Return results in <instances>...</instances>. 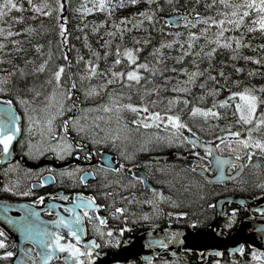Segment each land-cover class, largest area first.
Wrapping results in <instances>:
<instances>
[{"label": "snow or ice", "instance_id": "snow-or-ice-1", "mask_svg": "<svg viewBox=\"0 0 264 264\" xmlns=\"http://www.w3.org/2000/svg\"><path fill=\"white\" fill-rule=\"evenodd\" d=\"M130 4H137L139 0H128ZM148 5L143 10L135 13V16L138 17L133 23V28H143V21L147 20L150 22L151 27H155L157 23L167 26H174L177 23L183 24L188 28L194 27L196 23H203L206 27L200 28L199 32L188 31L187 32V50L183 48V44L179 40H172L163 42L160 44L159 48L153 49V55L155 63H151L148 60L141 61L139 59V48L125 47L123 50L119 46L116 47L114 53V59L111 62V66L108 68H100L99 60L100 53L92 52L91 56L95 57V62L91 59L85 60L83 56L77 55L76 61L83 62L84 72L79 73L80 80L101 78L102 83L99 84H90L89 87L83 89L85 97H91L94 95H99L101 92H107V103H101L98 106L93 108H84L83 112L87 113L93 110H101L103 112H112L116 111L119 119H123V116L120 115L122 110L131 111L135 118L130 121V125H136L137 131L139 127L142 126L145 129L148 128H163L166 136L160 135L159 133H153L157 142H164L167 144H188L193 148L202 147L204 149V156L201 157L199 152H193L192 155L200 157L201 160L207 158L208 156L213 155L215 149L221 147V144L226 143L229 150L235 155L234 160H230L219 155L215 156L213 160H209L208 164L201 163L199 165L200 169L207 171L209 170V165L214 164L217 170L219 178L224 176V165H231L232 167H240L241 161V152L244 153V158L246 160H251L254 152L255 154H264V138H257L253 135L254 132H260L261 129H264V84L259 86L245 85L242 89L233 91L228 88L229 81L225 76L223 71H220L218 75L223 78L224 82L220 87H213L207 91V95H210L214 98L213 104L209 107H198L193 105L190 111L187 113V116L195 120L197 117L203 118L206 122L210 118L216 120L221 119L222 117H227L232 115L235 117L233 121L227 123V128L231 129L233 123L241 125L238 130L235 131H224L221 129L222 134L225 137L224 141H220L216 145L211 144H202L196 132L193 131V128L189 126L185 119H182L181 113L171 112L170 110L178 105L181 101L183 105H188L189 101L186 97L173 96L167 101V108L169 111H160V110H150V108L157 105L158 100L156 97H159L160 85H154L150 87L142 86L141 82L143 81L144 85L153 84V77L159 74L160 69L158 65L161 63L160 57L163 53L160 49L164 47H173L174 44H181L180 51L183 53L176 57L177 61L184 60V57L188 54H191L194 57L203 56L209 61L216 53L218 47H223L232 51V58L237 57V50L242 47H253L250 41L245 40L247 33H254L259 31L261 35H264V0H207L205 7L208 9H214V12L201 16L199 12H185L183 15L179 14V9L173 4V0H164L163 3L157 2V0H144ZM28 7L33 13L49 16L54 12L57 13V20H66V17L59 16V12L63 10V6L60 0H55V5L49 2V0H39L38 3H34L33 0H27ZM164 4H168L172 7V11L177 13L176 17L168 18L165 17L161 20L158 16V12L162 10ZM116 5L111 3V0H98L97 3H93V7H81L80 11L88 13L96 10L106 11L109 16H111V9ZM120 7H124L123 0L120 2ZM11 10H17L23 12L25 10L24 5L17 3L16 0H0V63L11 64L12 61L9 58H6L2 55L3 52H19L22 51L21 48L13 47L11 49L6 47L8 43L7 38L11 36H20L21 33H26L31 35L34 31L33 27L28 25L25 26L19 31H14L11 23L5 20V17L11 12ZM35 19V16L32 17ZM83 18V17H81ZM12 20L20 22L23 20V16L16 15L11 17ZM129 18L121 17L120 23H114L113 27L116 29L126 28L129 23ZM104 20L100 21V24L103 25ZM215 28L214 35L209 36V31ZM59 34L63 38L61 42V47L67 43V35L65 23H58ZM7 28V30H5ZM163 31V27L161 28ZM97 29L94 27L93 32H96ZM239 32V35H225L226 32ZM109 36L116 35L115 32L109 31L107 33ZM181 32H175V37H180ZM121 39L123 38V32L120 33ZM203 38L205 43L199 45L198 50H193L195 43L199 38ZM85 42H87V37L85 36ZM134 43H141L140 40L134 39ZM10 43L13 46H16L20 43L17 39H12ZM144 44H147L148 41L144 40ZM109 44L108 41L104 42V46L107 47ZM207 45H213L207 48ZM42 45L37 44L35 46L36 51L41 55ZM259 47L264 49V44H260ZM109 51L103 53L105 63H107V58L109 56ZM63 59L68 61L67 64L61 63L55 66L54 69H48L50 75L46 79V85H51V91L45 96L46 104L39 105L40 118L36 119L37 114V105H31L29 98L26 96H21L17 94L18 102L24 106V115L27 119V125L23 129L24 132H27L30 136H35L37 130L39 131L40 138L33 141L28 139L26 142L20 140L22 148H24L25 153L29 157H41L46 154L52 155L55 159L59 161H69L71 163L72 157H83L85 160H91L93 154L96 151V146L98 144H104L108 141L115 142L118 138L129 139L127 135H124V132H132L133 129L128 125H123L122 130L117 129V132H112L110 129H105L103 138H100L96 129L100 128L99 123L103 119L101 116H97L94 119L93 124L89 125L87 123H81V117L79 115H66L71 113L73 109L77 108V103L73 102L72 97L74 95L73 90L77 88V84L73 79V73L71 71L65 72V69L71 68V60L67 54V50L62 53ZM246 60H251L256 63L264 64V59H258L255 56H246ZM51 60V52L47 59L42 60L38 66L34 69L37 72H44L46 66ZM122 60L126 61V67L116 70V67L122 63ZM29 61H25L28 63ZM195 64V61L193 62ZM167 70V69H165ZM171 71L175 72L177 69L173 68ZM180 73L186 75V79L182 81H177L178 85L174 86L173 91L188 93L192 85L197 82V77L203 76L205 72H208V69H205L203 72L196 68L193 71H189L185 67L178 69ZM237 72L242 71L240 68H236ZM19 74L20 77H24L26 74L23 68H18L13 66L10 72H4L0 74V92H7L8 85L11 84L12 77L15 74ZM255 70L249 73L253 75ZM166 80H171V77H165ZM207 79L216 81V76L211 73L208 74ZM219 83V81H216ZM120 83L122 88L129 89V93L132 90L137 91L139 94V100L141 103L136 104L132 103L131 96H128V103L121 102L119 97L125 95L124 92L114 93L108 89V85ZM232 84H238V81H231ZM200 87L203 89L206 87L204 82H200ZM228 88V96L222 99L216 100L215 97L219 95L222 89ZM34 93L32 99L40 96L41 93L36 91L34 88L29 89ZM155 94V96H153ZM146 97H149L146 99ZM238 98V99H237ZM163 99L162 97L160 98ZM2 100L4 107L0 108V155L7 157L10 153L13 141L19 140V134L22 131L20 120L21 117L15 112L12 106L11 100ZM234 105V107H233ZM29 107L32 109V114H29ZM217 108L224 109V112L218 111ZM233 108L232 112L229 113L228 109ZM63 118L59 121V126L54 127V124L57 122L58 118ZM119 123V121H118ZM39 126V128L37 127ZM217 127L219 125H216ZM184 129L187 130L190 135H185ZM241 132H246V136H242ZM120 133V135H118ZM75 134V135H73ZM231 137L232 139H227ZM213 139L219 140V137H213ZM150 138H146L144 143H149ZM258 150V151H257ZM103 159V157H102ZM196 161H193L194 167L193 171H196L195 167ZM123 167V165L121 166ZM105 171L107 167L101 165ZM41 171H45L41 169ZM116 171V169H113ZM97 174V171L92 172H82L81 165L75 164L71 167L61 166L59 170V176L64 179L72 181L73 183L79 181L80 183H85L87 177H92ZM49 177H51V171L48 172ZM138 179H140L138 177ZM44 179L40 180V183L43 184ZM117 183L119 181H108V184ZM108 184L102 185L107 187ZM5 189L8 191H14V188L9 187L5 184ZM264 188V183L260 185ZM19 195H26V192H19ZM101 195L108 197L112 193L103 192ZM156 196L160 200L166 199L162 193L156 192ZM63 200H69V196L62 195L59 197ZM44 199L43 196H37L35 200L32 201V204L40 203ZM123 199V198H122ZM149 204H153L154 211H159L155 207L153 200L146 201ZM22 209H27L25 216L16 221L17 226L20 228L21 233L26 239L32 241V243L39 246L40 251L35 252V257H29L30 264H48V261L52 260L57 253H67L66 256L60 257L64 260V264H93L97 259V254L95 249L99 247L96 243V240H89L85 243H81L83 228L81 225V213L77 209L83 210V216L89 218V223L93 220L98 221L97 224H94V231L98 233L101 237H104L105 231L102 226L106 225V219L99 215L96 212L97 209L108 207L104 204H97L96 197L93 195L85 196L84 193H77L71 197V205H64L65 212L69 215H62L59 211L55 213V219L48 221H40L39 215L31 205H20ZM59 205L49 204V210L53 208H58ZM112 212L110 215L119 219L123 218L127 221L128 217L123 216V213L126 211L124 207H116L111 205ZM211 207V205H209ZM6 211V209H5ZM93 213H95L93 215ZM175 215L177 218L185 217L188 214L183 211H178L174 213H169V216ZM226 222L223 224V228H231L233 223L236 220L237 210L231 209V215H227ZM145 219L147 215L145 214ZM10 219V218H9ZM11 222V219H10ZM188 226L195 229L200 227L204 221L201 219H189L187 221ZM47 225H53L55 230L47 227ZM128 225L125 223L124 227L112 229L107 228V237L108 239L104 241L105 244L111 246H119L120 239L116 236H113V232L123 234L125 228ZM61 228L67 229L68 237H72L75 240V243L72 240H67L65 242V237L61 235ZM223 231L220 232V235H223ZM181 236L179 232H172L170 236H166L164 239L159 241L161 247H167V241H175ZM127 243V241H125ZM0 256L4 258L12 257L14 254L12 251L8 250L9 246L7 244L5 232L0 230ZM236 251L241 253L244 252V245L241 244ZM21 252L31 253L35 251L34 249L25 250L20 249ZM216 255H221L220 252H217ZM251 256V261L248 264H264V251H259L256 248H253L249 253ZM38 258V259H37ZM20 264V262H17ZM161 264H169L168 261H162ZM215 264H220V261H216Z\"/></svg>", "mask_w": 264, "mask_h": 264}, {"label": "trees", "instance_id": "trees-1", "mask_svg": "<svg viewBox=\"0 0 264 264\" xmlns=\"http://www.w3.org/2000/svg\"><path fill=\"white\" fill-rule=\"evenodd\" d=\"M17 3H21L24 5L25 10L23 12L17 10H11V12L5 17V20L13 26L14 31H19V29L25 26H32L34 31L31 35L26 33H21L20 36H11L8 37V43L6 47L11 49L13 47L21 48L22 51L19 52H3L2 55L6 58L11 59L12 63H0V74L4 72H10L13 66H17L18 68H23L25 72L24 77H20L19 74H15L12 77L11 84L8 85L7 92H0V97L3 99H10L16 105L19 106L20 112L24 114V110L21 107V104L17 100V94L21 96H26L29 98L31 105H37V111L39 109V105H43L47 103L45 100V96L51 91V85H46L45 81L50 75L48 69H54L56 65L64 63L67 64L68 61L63 59L62 53L67 50V54L71 60V68L65 69V72L71 71L73 73V79L77 84V88L73 90L74 95L72 97L73 102L77 103V108L73 109L71 113H67L66 115H83L81 116V123H87L89 125L93 124L95 117L105 116V112L101 110H93L87 113L83 112L84 108H93L95 106L100 105L101 103H107V92H101L99 95H94L91 97H85L83 89L89 87L90 84H99L102 83L101 78H93L91 80L85 79L83 81L80 80L79 73L84 72V64L83 62H77L76 56L79 54L84 57L85 60H88L90 57L95 62V57L91 56V53L99 52L100 60L99 67L104 69L111 66L112 60L115 58L114 53L117 46L123 50L125 47L139 48V59L141 61L148 60L151 63H155L153 49L159 48L160 44L167 41L179 40L183 44V48L187 50V32L195 31L199 32L200 28L206 27L203 23H196L194 27L188 28L183 24L178 26H167L157 23L155 27L150 26V22L147 20L143 21V28H133V23L138 17L135 16V13L143 10L148 5L144 2V0H139V2L135 5L130 4L128 0H123L124 7H120L121 0H111L112 4L116 6L111 9V16L108 15L106 11H92V12H82L80 11L81 7H93V3L98 4V0H60L63 10L58 14L59 16L66 17V20H57V13L54 12L49 16H42L36 13H33L28 7L27 0H16ZM34 3H38L39 0H33ZM50 3L55 5V0H49ZM159 3H163L164 0H157ZM207 0H173V4L179 9V11L185 12H199L201 16H206L212 12L214 9H208L205 7ZM174 12L172 11V7L168 4H164L162 10L158 12V16L161 20ZM21 15L23 16V20L20 22L14 21L11 19L12 16ZM35 16V19L32 17ZM83 17V18H81ZM121 17L129 18V23L126 28L116 29L113 27L114 23H120ZM104 20L105 23L103 25L100 24V21ZM58 23H65L66 35H67V43L61 47L62 37L59 34ZM96 28L97 31L93 32V28ZM163 27V31L161 28ZM7 30V28L5 29ZM109 31L115 32L116 35L109 36L107 33ZM181 32L180 37H175V32ZM123 32V38L121 39L120 33ZM215 28L209 31L208 35H214ZM237 32H226L225 35H239ZM85 36L87 37V42H85ZM0 39H4V37H0ZM12 39H17L20 43L16 46H13L10 41ZM134 39H138L141 43H134ZM147 40L148 43L144 44L143 41ZM246 41H250L253 47H242L237 50V57L235 59L232 58V51L228 49H224L223 47H218L216 53L213 55L211 60L209 61L207 58L200 56L194 57L191 54H188L184 57V60L177 61L176 57L182 55L183 53L180 51L181 44H174L173 47H164L160 49L163 55L160 57L161 63L158 65L160 69L159 74L153 77V84L144 85L143 81L141 82L142 86L150 87L154 85H160L159 89V97H156L158 103L156 106L150 108V110H160V111H169L167 108V101L173 96L186 97L189 101L188 105H183L182 101L174 106L170 111L180 112L182 119L188 121L190 126L195 127L196 131L203 132L202 135L206 137H217L221 129L224 131L227 128V123L229 121H233L235 117L232 115H228L227 117H222L219 120L214 118H210L206 122L201 117H197L195 119L196 125H191L189 123L190 117L187 116V113L190 111L193 105L198 107H209L213 104L214 98L210 95H207V91L213 87H220L223 84L224 80L222 77L218 75L220 71H223L225 76L228 78L230 88L233 91L242 89L245 85L259 86L264 84V64L256 63L251 60H246L244 57L246 56H255L258 59H264V49L259 47L260 44H264V35H261L259 31L254 33H247L245 36ZM108 41L109 44L107 47L104 46V42ZM201 43H205L204 39L201 37L197 40L194 45L193 50H198L199 45ZM39 44L42 45L41 55L36 51L35 46ZM213 45H207L205 47V51H207L208 47ZM105 51H109V56L107 58V63H105V59L103 53ZM49 52H51V60H49L48 65L44 72L34 71L36 66L39 63L47 59L49 56ZM25 61H29L25 63ZM195 61V64L193 63ZM104 66V67H103ZM126 67V61L122 60V63L116 67V70H120L121 68ZM185 67L189 71H193L198 68L200 71H204L208 69V72H205L203 76L197 77V82L191 86L190 91L188 93L183 92H175L173 91L174 86H181L177 84V81L185 80L187 77L184 73H180L178 71L179 68ZM177 69V71L173 72L171 69ZM236 68L242 69V71L237 72ZM167 69V70H165ZM252 70H255L253 75H249ZM216 76V81L207 79L208 74ZM165 77H171V80H166ZM231 81H238V84H232ZM200 82H204L206 87L201 88ZM34 88L36 91L41 93L40 96L35 97L33 100L32 97L34 93L29 89ZM228 88L222 89L221 93L215 97L216 100L225 98L228 96ZM108 89H110L114 93L124 92L125 95L123 97H119L121 102L128 103V96H131L132 103L139 104L141 101L139 100V94L137 91L132 90L129 93V89L122 88L120 83H115L108 85ZM155 96V94H153ZM163 98L162 100L160 98ZM106 98V99H105ZM149 97H146L148 99ZM93 102V103H92ZM31 108V107H29ZM218 111L224 112V109L217 108ZM233 108H229L228 112L231 113ZM81 111V112H80ZM111 113V112H109ZM120 115L123 116V119L120 121V125L128 124L137 136H141L144 132V128L142 126L139 127L137 131L136 125H130V121L135 118L134 114L129 110H122ZM63 119L58 118L57 126H59V121ZM216 125H219L218 127ZM237 124H233L235 126ZM240 126V125H237ZM203 128V129H202ZM215 131V132H213ZM24 136V131H23ZM75 135V134H73ZM136 139V137L134 136ZM134 140V139H133ZM151 141V139H150ZM142 145V143H140ZM143 146V147H142ZM141 147L138 146L134 154L140 152L138 154L141 155L142 149L144 148V144ZM111 145L109 142L104 144H98L96 149H111ZM140 150V151H139ZM142 150V151H141ZM21 167L14 166L10 173H1V182H0V195H3L4 192L8 194L7 196H13L21 190H28L29 181H22L20 178L24 175ZM5 184L9 185V187L14 188V191H8L5 189ZM166 192L170 195L172 194L173 198L181 205L190 206L193 212H197V209L200 208V201L198 190H194L193 186L189 183H180L177 184L176 190L172 187V185H165ZM115 186H111L110 189L117 190ZM187 187V188H186ZM117 197L119 196L116 194ZM115 198V197H113ZM189 211L192 212L191 209ZM142 230V229H139ZM139 230H134L128 233V235H134L139 232ZM6 236V235H5ZM7 244L9 245L10 240L6 236ZM2 250V249H0ZM0 264H11V257L4 258L0 256ZM53 264H62L57 261Z\"/></svg>", "mask_w": 264, "mask_h": 264}, {"label": "flooded vegetation", "instance_id": "flooded-vegetation-1", "mask_svg": "<svg viewBox=\"0 0 264 264\" xmlns=\"http://www.w3.org/2000/svg\"><path fill=\"white\" fill-rule=\"evenodd\" d=\"M186 122L188 123V121ZM183 131L185 135H190L186 129ZM193 131L196 132L197 136L203 141L212 142L215 145L225 140L223 137L216 140L211 137L203 136L202 132L199 133L195 128H193ZM145 133L147 135H152L153 133H159L164 136L167 135L162 127L145 129ZM253 135L257 138H264V129H261L260 132H254ZM22 138L23 134L15 146L17 156H23L27 161L33 163H37L44 156H52L46 154L38 158L29 157L25 153L24 148L20 145V140H22ZM103 152L111 154V158L107 160L106 163H104L102 159ZM193 152H199L201 157L204 156L203 150L193 148L191 145L184 143L170 145L164 142H160L158 146L149 143L142 151L141 157L136 155L133 158H128L126 155L119 153L114 147L111 149H96L91 160H85L82 156L78 158L72 157L71 163L67 160L59 161L52 156L58 164H62L64 167H71L75 164H79L81 165L82 172L86 173L96 170L97 174L92 177H87L85 183H80L79 181L73 183L67 178L62 179L59 176L60 169H53L51 165L34 169L20 166L23 169V173L32 175V177L27 176L24 178V181H29L28 190L20 191L28 194L19 195L18 192L13 196H7L8 194L4 192L0 197L18 201H33L37 196H43V201L37 203L40 205L48 200L63 204L69 203L71 202V197L77 193H84L85 196H95L97 204L108 206L96 211L107 221L106 225L102 226L105 231L104 237H101L94 231L93 225L97 224L98 221L93 220L89 223V218L83 217L87 237L94 238L99 243L100 251L119 248L125 241L132 237L133 234L128 235L129 231L131 232L139 229H142L139 230V232L150 229L166 228H184L199 231L213 227L214 230L219 233L223 231L224 234L230 235L239 227H242L247 221H262L264 219V188L260 187V185L264 183V154L257 155L254 152L251 160H246L242 151L240 161L242 166L232 167L231 165H226L223 170V180L219 182L213 180L216 174H218L217 170L214 168V164L209 165V170L207 171L199 167L201 163L208 164V161L211 160L210 156L201 160L200 157L192 155ZM217 152L221 155H232L235 159V155L229 150L226 143L221 144ZM157 155H167L168 158L158 159L154 157ZM193 161L197 162L195 165L197 168L196 171H193ZM19 164L20 162L18 160H14L8 166ZM101 165H105L107 171L101 168ZM122 165L123 167H121ZM41 169L45 171H41ZM113 169H116V171H113ZM137 170H141L144 173L147 182L146 186L142 178L139 177L140 179H138V177L133 175ZM49 171L52 173L53 181L48 185L33 188V183L39 182L41 176L48 174ZM117 180L119 184H108V181ZM180 183H189L193 186L194 190H198L195 192H198L201 204L197 212H193L194 209L190 206L181 205L179 201L173 198L172 194L169 195L166 192L165 185H172L176 190V185ZM104 184H108V186L103 187L102 185ZM115 185L117 186V190H114L115 188L111 190L110 187ZM103 192H109L112 193V195L105 197L101 195ZM156 192L162 193L166 199L160 200V198L155 195ZM116 194L119 196L117 197ZM62 195L69 196V200L59 198ZM227 196L237 197L239 199L237 201L223 202L220 206L218 203L219 200ZM148 200H153L155 207L159 209V211H154L153 204L146 202ZM113 202L114 206L124 207L126 209L123 216L128 217L127 221L122 217L117 219L110 215ZM209 205H211V207H209ZM233 208L237 210L236 220L231 228H223L222 226L227 219L226 214L231 215V209ZM189 209H191L192 212L189 211ZM178 211L186 212L188 215L180 218H177L175 215L169 216V213ZM94 214L95 213H93V215ZM145 214L147 215V219L144 218ZM189 219H201L204 223L200 227L193 229L188 226L187 221ZM125 223H127L128 227L125 228L122 235L115 231L113 232V236L118 237L121 241L119 246H109L105 244L104 241L108 239L106 229L122 228ZM251 231L252 228L249 226L243 228L244 235ZM9 240L11 243L12 240L10 238ZM243 245L244 252L241 254H238L239 252L229 253L222 251L221 255L207 254L206 250L198 251L168 248L167 250L158 252L156 256L147 261L135 259L127 264H161L162 261H168L169 264H215L216 261H220V264H248V262L251 261L249 253L253 248L264 251V241L260 242L258 246H253L246 242H243ZM153 252V250H148L144 252V255H150Z\"/></svg>", "mask_w": 264, "mask_h": 264}, {"label": "water", "instance_id": "water-1", "mask_svg": "<svg viewBox=\"0 0 264 264\" xmlns=\"http://www.w3.org/2000/svg\"><path fill=\"white\" fill-rule=\"evenodd\" d=\"M180 15H183L181 11H179ZM177 13H173L168 18L176 17ZM180 23L175 24L174 26H178ZM8 100V99H3ZM13 109L15 112L21 117L20 113L16 110L14 104L12 103ZM4 104L2 100H0V108H3ZM20 125L22 128V118L20 120ZM21 133L19 134L20 137ZM202 144H211V142H205L200 140ZM17 140L13 141V146L7 157L0 155V169L7 165L8 163L13 162L18 159L22 166L28 168H38L42 166L51 165L53 169H60L62 164H58L52 160L50 156H47L41 159L38 163H30L27 162L22 157H17L15 153V145ZM197 149L204 150L202 147H196ZM221 156L230 160H234L232 155H220L215 149L213 155H211V160L214 159L215 156ZM104 163L111 158V154L104 152L102 154ZM156 158H165L164 155H158ZM106 165V164H105ZM227 165V164H226ZM224 165V168L225 166ZM109 166V165H108ZM215 168V165H214ZM216 169V168H215ZM224 170V169H223ZM134 176L140 177L143 179L145 186L147 185L145 175L140 170L133 173ZM44 179V183H33V188H39L43 185H48L53 181L52 175L49 177L48 174L41 177ZM215 181L221 182L220 179L214 178ZM234 201L238 200L236 197H225L219 200V205L226 201ZM49 204H56L60 207L53 208L49 210ZM20 205H31L33 209H35L39 215L40 221H48L55 219V213L59 211L62 215H69V213L65 212L64 205H71V203L63 204L56 201H47L42 203L41 205L32 204V201H15L8 200L0 197V229L5 231L11 238L12 244L9 246L10 251L14 250V255L11 258V264H30L29 257H35V252L40 251L38 245L32 243L31 240L26 239L24 235L21 233L20 228L17 226L16 221L20 220V218L25 216L27 209H22ZM6 209V211H5ZM82 209H77L81 213ZM48 213V214H47ZM11 222H10V219ZM81 225L83 228L81 243H85L89 240H93L94 238H87L86 228L84 225V220L81 214ZM245 226H249L252 228V231L249 232L246 236L243 235V228ZM47 227L55 230L53 225H47ZM172 232H179L181 236L175 240H168L167 247H161L159 241L164 239L166 236H170ZM61 235L65 237V242L67 240H72L75 243L74 238L68 237L67 229L61 228ZM264 241V219L262 221L250 220L247 221L242 227H239L234 233L227 236L226 234L220 235L219 232L214 231L213 227L207 228L201 231H194L192 229H152L141 232L131 240H127V243H124L119 249L114 251H99V247L94 251L97 254V259L93 262V264H125L133 259L140 258L143 261H147L158 254V252L162 250H167L168 248H181L182 250H198L203 251L206 250L208 254H214L217 252L226 251L229 253L239 252L236 251L239 245L243 244V242L250 243L253 246H258L260 242ZM98 244V242L96 241ZM99 245V244H98ZM23 248L25 250L34 249L35 251L31 253L21 252L20 249ZM153 250L154 252L150 255H144L143 253ZM3 251V250H1ZM238 254H241L239 252ZM67 253H57L56 256L53 257L52 260L48 261V264H52L57 260H60L64 264V260L60 257L66 256ZM38 259V258H37Z\"/></svg>", "mask_w": 264, "mask_h": 264}, {"label": "rangeland", "instance_id": "rangeland-1", "mask_svg": "<svg viewBox=\"0 0 264 264\" xmlns=\"http://www.w3.org/2000/svg\"><path fill=\"white\" fill-rule=\"evenodd\" d=\"M44 104H46V103H44ZM21 107L24 110V106L21 105ZM233 107H234V105H233ZM18 108H19V106H18ZM29 114L30 115L32 114V109L31 108H29ZM81 116H83V115H81ZM23 117L25 118V115H23ZM35 118L36 119H39L40 118L39 109L37 111V114H36ZM81 119L83 120L82 117H81ZM118 121H119V123H118ZM120 121H121V119H119V116L117 115V113H116L115 110H113L111 113L107 112L105 114V116L103 117L102 120L96 121V123H99V125H100V128L96 129V132L98 133V135H99L100 138H103V136H104V131L103 130H105V129H110L112 132H117V129L118 128H120L122 130L123 126L120 125ZM26 122H28L27 119H26ZM56 123L54 124V127H58ZM189 123L191 125H196V121L193 120L192 118L189 119ZM37 127L39 128V126H37ZM191 127L192 128H195L193 126H191ZM240 127H241V125L240 126L235 125L231 129H226L225 131H229V130L235 131V130H238ZM213 132H215V131H213ZM142 133L143 134L139 137L134 132H130V133L129 132H124L123 134L124 135H127L129 137V139L118 138L115 142H112V141H108V142L110 143L111 147H114L119 153H121L122 155H126L128 158H132V156H134V155H136V154L139 153V152L138 153L136 152L134 154V151H136V148L138 146L141 147L144 144V148L142 149V150H144L146 148V146H148L149 143L152 144V145H154V146H158L159 143H160V142H157V140H156V138H155L154 135H151V134L147 135L145 133V131L144 132L142 131ZM118 135H120V133H118ZM241 135L242 136H246L247 133L246 132H241ZM134 136L136 137V139L134 138ZM217 137H219V138H221V137L225 138L224 135L221 132H220L219 136H217ZM39 138H40V134H39V131L37 130V133H36L35 136H30L27 132H25L22 140H24L25 142L28 139H32L33 141H35V140H37ZM146 138H150L151 141L149 143H144V141H145ZM227 139H232V138L231 137H228ZM140 143H142V145ZM11 170H12V167H9L4 172H8V171H11ZM27 176L28 177L29 176L32 177V175L26 174V175H24V177L22 176L20 179L22 181H24L25 180L24 178H26Z\"/></svg>", "mask_w": 264, "mask_h": 264}, {"label": "bare ground", "instance_id": "bare-ground-1", "mask_svg": "<svg viewBox=\"0 0 264 264\" xmlns=\"http://www.w3.org/2000/svg\"><path fill=\"white\" fill-rule=\"evenodd\" d=\"M150 62H151V61H150ZM103 67H104V66H103ZM8 100H10V99H8ZM11 101H12V100H11ZM12 103L14 104L16 110L19 111L18 108H17L18 106H17L13 101H12ZM92 103H93V102H92ZM80 112H81V111H80ZM57 123H58V122H57ZM57 123H56V124H57ZM57 128H58V127H57ZM138 154H140V152H139ZM138 154H136V155H138ZM141 154H142V152H141ZM136 155L132 156V158L135 157ZM164 156H165V158H162V159H167V158H168L167 155H164ZM20 157H22V158L25 159V157H23V156H20ZM140 157H141V156H140ZM154 157H157V156H154ZM192 158H193V157H192ZM193 159H194V158H193ZM25 160H26V159H25ZM26 161H27V160H26ZM27 162H29V161H27ZM30 163H33V162H30ZM158 202H159V201H158ZM169 202H170V201H169ZM129 207H130V206H129ZM135 207H137V206H135ZM144 207H145V206H144ZM131 208H132V207H131ZM140 209H141V208H140ZM141 210H142V209H141ZM138 213H139V212H138ZM152 216H153V215H152ZM121 226H122V225H121ZM129 233H130V231H129Z\"/></svg>", "mask_w": 264, "mask_h": 264}]
</instances>
